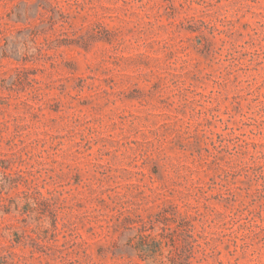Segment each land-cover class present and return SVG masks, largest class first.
I'll return each mask as SVG.
<instances>
[{
  "label": "rangeland",
  "instance_id": "obj_1",
  "mask_svg": "<svg viewBox=\"0 0 264 264\" xmlns=\"http://www.w3.org/2000/svg\"><path fill=\"white\" fill-rule=\"evenodd\" d=\"M0 264H264V0H0Z\"/></svg>",
  "mask_w": 264,
  "mask_h": 264
}]
</instances>
